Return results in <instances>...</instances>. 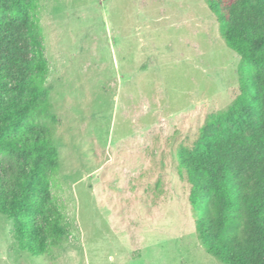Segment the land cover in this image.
Segmentation results:
<instances>
[{
	"label": "rangeland",
	"instance_id": "rangeland-1",
	"mask_svg": "<svg viewBox=\"0 0 264 264\" xmlns=\"http://www.w3.org/2000/svg\"><path fill=\"white\" fill-rule=\"evenodd\" d=\"M35 17L65 236L33 256L0 213V264H223L201 245L178 161L241 93V57L206 1L37 0Z\"/></svg>",
	"mask_w": 264,
	"mask_h": 264
},
{
	"label": "trees",
	"instance_id": "trees-1",
	"mask_svg": "<svg viewBox=\"0 0 264 264\" xmlns=\"http://www.w3.org/2000/svg\"><path fill=\"white\" fill-rule=\"evenodd\" d=\"M36 1L0 0V213L13 222L19 248L40 256L65 230L48 174L59 157L42 97L48 69ZM205 1L221 39L241 57V93L209 123L219 129L179 153V167L192 185L206 253L223 264H264V0ZM24 45L37 55L31 74Z\"/></svg>",
	"mask_w": 264,
	"mask_h": 264
}]
</instances>
